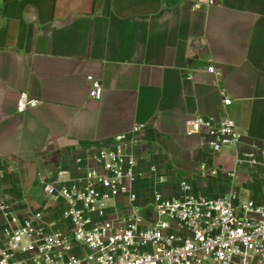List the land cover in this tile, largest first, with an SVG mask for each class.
<instances>
[{
  "label": "crops",
  "instance_id": "crops-1",
  "mask_svg": "<svg viewBox=\"0 0 264 264\" xmlns=\"http://www.w3.org/2000/svg\"><path fill=\"white\" fill-rule=\"evenodd\" d=\"M198 1L0 0V197L22 219L42 212V224L69 231L41 181L59 169L83 177L99 145L137 126L140 211L156 193L181 196L182 181L194 195L264 203V169L236 161L264 150V0ZM23 93L39 104L20 113ZM196 117L234 120L242 143L212 158L203 136L186 133Z\"/></svg>",
  "mask_w": 264,
  "mask_h": 264
},
{
  "label": "built area",
  "instance_id": "built-area-1",
  "mask_svg": "<svg viewBox=\"0 0 264 264\" xmlns=\"http://www.w3.org/2000/svg\"><path fill=\"white\" fill-rule=\"evenodd\" d=\"M216 3L199 0L196 7ZM209 72L216 74L213 66ZM90 82L91 98L101 100L102 83ZM223 103L227 107L232 101L223 94ZM38 104L23 93L18 111ZM142 129L137 126L131 134L99 145L83 177L69 179V171L59 169L55 180L41 181L47 199L62 203L60 220L69 224L67 232L42 224V212L22 219L0 197V264H264V203L254 199L198 196L182 181L181 196L156 193L153 198L158 223L144 222L135 205L145 174L137 153ZM186 133L203 136L212 158L238 147L244 138L231 119L215 123L196 117L186 122ZM236 161L242 168L264 169V150L254 145L252 151L238 153ZM208 173L216 176L218 171ZM150 174L156 177V168ZM154 182L163 184L165 178ZM120 197L127 199L126 209Z\"/></svg>",
  "mask_w": 264,
  "mask_h": 264
},
{
  "label": "rangeland",
  "instance_id": "rangeland-1",
  "mask_svg": "<svg viewBox=\"0 0 264 264\" xmlns=\"http://www.w3.org/2000/svg\"><path fill=\"white\" fill-rule=\"evenodd\" d=\"M220 197H224L223 195ZM153 207V213L151 214V217L149 219H143L145 223L148 225H156L159 221L158 219V213L154 205H150Z\"/></svg>",
  "mask_w": 264,
  "mask_h": 264
},
{
  "label": "water",
  "instance_id": "water-1",
  "mask_svg": "<svg viewBox=\"0 0 264 264\" xmlns=\"http://www.w3.org/2000/svg\"><path fill=\"white\" fill-rule=\"evenodd\" d=\"M153 213V207L152 206H149V207H146L144 209H142L140 212H139V216L142 218V219H149L151 217V214Z\"/></svg>",
  "mask_w": 264,
  "mask_h": 264
}]
</instances>
